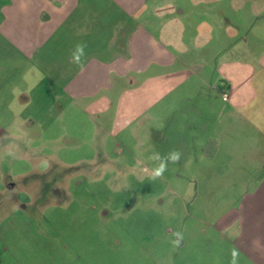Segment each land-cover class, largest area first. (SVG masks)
Instances as JSON below:
<instances>
[{
	"label": "crops",
	"instance_id": "1",
	"mask_svg": "<svg viewBox=\"0 0 264 264\" xmlns=\"http://www.w3.org/2000/svg\"><path fill=\"white\" fill-rule=\"evenodd\" d=\"M219 8L204 0H0V161L25 136L40 140L64 104L109 115L117 132L143 117L165 122L164 135L150 130L154 142L165 140L189 166L200 144L217 170L208 178L238 190L212 227L239 258L264 264V13L253 14L246 61L220 60V48H197L187 32L196 18L220 29ZM8 176L0 171V193L14 183Z\"/></svg>",
	"mask_w": 264,
	"mask_h": 264
},
{
	"label": "rangeland",
	"instance_id": "2",
	"mask_svg": "<svg viewBox=\"0 0 264 264\" xmlns=\"http://www.w3.org/2000/svg\"><path fill=\"white\" fill-rule=\"evenodd\" d=\"M204 1L225 15L216 30L192 22L195 47L211 43L220 60L246 61L249 25L264 0ZM64 109L40 140L25 136L0 161L14 182L0 193V264H248L212 227L238 190L208 178L217 170L200 144L189 166L152 139V128L165 134V122L143 117L117 132L109 115Z\"/></svg>",
	"mask_w": 264,
	"mask_h": 264
},
{
	"label": "clouds",
	"instance_id": "3",
	"mask_svg": "<svg viewBox=\"0 0 264 264\" xmlns=\"http://www.w3.org/2000/svg\"><path fill=\"white\" fill-rule=\"evenodd\" d=\"M84 55V45H78L76 48V54L74 56V61L77 65L81 64V57ZM172 159L175 161L179 159V153H173Z\"/></svg>",
	"mask_w": 264,
	"mask_h": 264
},
{
	"label": "built area",
	"instance_id": "4",
	"mask_svg": "<svg viewBox=\"0 0 264 264\" xmlns=\"http://www.w3.org/2000/svg\"><path fill=\"white\" fill-rule=\"evenodd\" d=\"M224 100H227V96L226 95H224Z\"/></svg>",
	"mask_w": 264,
	"mask_h": 264
}]
</instances>
